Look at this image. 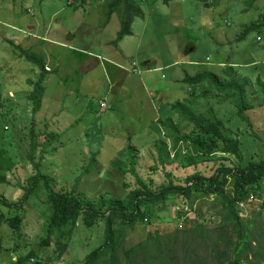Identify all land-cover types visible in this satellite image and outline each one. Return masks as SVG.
Here are the masks:
<instances>
[{
	"label": "rangeland",
	"instance_id": "374dc122",
	"mask_svg": "<svg viewBox=\"0 0 264 264\" xmlns=\"http://www.w3.org/2000/svg\"><path fill=\"white\" fill-rule=\"evenodd\" d=\"M110 1L0 0V84L3 97L8 99L0 109V144L21 140L27 145L26 128L33 123L40 132L61 134L46 151L42 170L54 178L57 191L64 190L65 184L72 189L81 175L79 190L94 200L105 196L127 199L140 187L133 167L158 190L171 179L175 184H185L186 177L195 172L212 175L219 158L231 166L238 165L234 155L216 152L206 156L190 141L180 139L175 129L166 128L163 123L167 121L177 124L182 134L192 128L173 108L176 103L185 108L195 104L204 112L213 108L232 135L242 141L244 155L263 158L264 37L259 38L257 32L243 37V31L264 17V0H255L249 9L245 0H220L209 9L196 0H172L168 4L164 0H138L142 16L132 22V34L121 39L123 8L109 16ZM32 53L42 56L49 70L44 72L46 91L36 112L24 96L34 89L33 82L42 71L34 58H28ZM147 62L153 63L148 66ZM202 72L248 80L247 97L254 107L245 111L246 119L236 118L233 97H223L208 80L199 85L189 83L187 77ZM100 100L107 105L105 109L100 108ZM186 154L206 160L185 167ZM7 160L8 155L0 156V176L6 175L7 180L0 182V196L12 201L19 184H28L34 170L29 163L12 171L13 164L8 170ZM11 162L15 163L13 159ZM41 186L24 203L25 230L16 232L23 235L20 241L11 238L15 231L9 223L2 224L3 245L8 243L0 248V264H13L20 252L32 248L51 264H82L88 252L101 245L104 226L86 228L80 221L72 236L66 238L71 240L68 248L61 250L54 241L41 246L50 215L47 194ZM260 192L259 197L239 205L245 218L257 217L258 209L263 208L255 226L262 236L254 239L251 235L253 246L264 239V187ZM166 205L165 211L155 207L151 222L127 228V246L148 238L155 241L157 234L163 243L176 241L178 264L186 258L219 264L212 254L218 234L212 230L222 219L214 216L220 208L219 198H197L192 209L182 197H171ZM202 220L205 227L201 230L206 236L195 237L187 231L197 228ZM222 232L232 235L236 242L235 232ZM226 239L217 247L224 248ZM181 243L188 244L185 250ZM17 244L29 247L14 250Z\"/></svg>",
	"mask_w": 264,
	"mask_h": 264
},
{
	"label": "trees",
	"instance_id": "16d2710c",
	"mask_svg": "<svg viewBox=\"0 0 264 264\" xmlns=\"http://www.w3.org/2000/svg\"><path fill=\"white\" fill-rule=\"evenodd\" d=\"M171 1L164 0V3L168 4ZM196 1L200 2L204 8L209 9L220 0ZM254 1L245 0L247 9L252 7ZM137 2L138 0L110 1L109 16L115 12L118 13L119 9L123 8L121 13L122 30L119 32V39L125 35L132 34V22L136 17L142 16V8ZM250 32H257L259 38L264 37V17L259 22H251L246 25L243 37H246ZM28 58H34L42 68L40 78L33 82L34 89L30 92H24L25 98L32 103V111L36 112L37 109L41 108L42 99L46 91L44 72L49 70L42 56L32 53V55L28 54ZM187 80L193 85H199L208 80L211 87L215 91L220 92L223 97H233V103L237 107L236 118L246 119L245 111L254 107L247 97L246 89L249 83L247 79H240L237 76H231V79H227L214 73L202 72L187 77ZM195 91L193 90L190 95H193ZM7 100L2 95L0 84V109L4 107ZM102 102V100L99 101V106L101 109H105L107 105L102 106ZM173 108L177 110L183 119L190 122L192 128L187 133L182 134L176 127L177 124H174L173 121L164 122L163 124L166 128L175 129L180 139L190 141L199 148V152L206 156L216 152L234 155L238 159V165L231 166L227 162L224 163L225 160L219 158L215 160L218 167L212 175L206 176L201 172H195L186 177L185 184H175L173 179H171L169 183H163L158 190L154 189L151 184H147L135 172V167H133L132 170L140 187L130 192L127 199L105 196L101 197L100 200H94L85 192L79 190L78 185L80 184L81 175L73 182L72 189L69 190L70 185L65 184L63 186L65 187L64 190H55L54 185L56 182L54 184V178L43 172L42 161L45 158L46 151L54 145L61 134L55 135L54 133L56 132L54 131L40 132L33 123L26 128L28 129V133L25 135L28 139L27 145H23L21 140L18 143L4 140L0 144L2 145L0 156L8 155L10 160H7L8 164H10V167H7L8 170L12 168L13 164L15 167L12 171L16 170L18 165L25 166L28 163L32 165L34 170V173L28 178V184H19L20 187L15 199L10 201L4 196H0V248L8 243L3 245L1 227L4 222L9 223L10 227L15 231L13 232L15 237L11 236L12 239L20 241L23 238V235L21 236L22 233L16 235V232L25 230L23 225L26 213L24 203L28 201L27 199L31 194H36L38 186L42 185L41 188L44 186V191L47 194L50 215L47 220V233L41 237V246L50 245L54 241V244L61 250L68 248L67 243L71 240L66 238L72 236L75 228L82 221L86 228L101 225L105 228L101 245L90 250L82 259V264H178L175 260L177 252L176 241L174 244L163 243L156 234L154 236L156 242L148 238V240L140 242L136 246H127V228L133 229L138 222H151V219L156 215L155 207L158 206L160 210L165 211L167 209L166 204L171 203V197H174V199L182 197L192 209L193 203L197 198L214 195L219 198L220 202V208L216 210L214 216L222 218L216 229L212 230L213 233L218 232L212 254L217 257L219 264H254L255 262L264 264V246H261L264 239L259 241L257 246H253L251 242L253 238L259 239L262 236L255 230V226L258 222L257 217L258 219L261 217L263 208L258 209L257 217L249 216L250 218L242 217L239 208V205L247 202L248 198L259 197L261 194L260 191L264 187V157L261 159L246 157L242 150V141L232 135V130L227 128L225 120L219 118L213 108H209L204 112L195 104H190L189 108H185L181 103L174 104ZM24 129H20L19 132L22 133ZM12 159L15 163L11 162ZM204 160L206 159L199 160L192 154H186L183 157L182 164L187 167L197 165ZM133 165H135V162H133ZM5 176H0V182H7ZM231 187L232 189L230 190ZM14 211H21L22 214L18 212L14 214ZM178 213L182 215L181 211ZM189 217L196 219L195 216ZM211 218L213 217H210V221ZM203 227H205V223L202 220L199 221L197 228L188 229L187 231L195 233V237L206 236L201 230ZM260 228H262V225ZM228 229L230 232L236 233V242L232 241V235L222 232ZM179 231L181 230H178L177 233ZM56 232H58V237L54 238ZM251 235L253 238L250 240ZM223 239H226L225 242L227 243L221 249L217 246ZM63 240H66V242H63ZM152 242H155V244L152 245ZM20 246L21 249H26L29 244H17L14 250H18L17 248ZM187 246V243H181L183 250ZM197 246L195 244V247ZM32 259L34 261H31ZM13 264L51 263L43 260L39 252L32 248L26 253L20 252ZM179 264H205V262L188 261L186 258L185 262Z\"/></svg>",
	"mask_w": 264,
	"mask_h": 264
},
{
	"label": "built area",
	"instance_id": "2783aa9c",
	"mask_svg": "<svg viewBox=\"0 0 264 264\" xmlns=\"http://www.w3.org/2000/svg\"><path fill=\"white\" fill-rule=\"evenodd\" d=\"M101 105H102V106H104V105H105V103H103V102H102V103H101ZM33 260H34V259H32V261H33Z\"/></svg>",
	"mask_w": 264,
	"mask_h": 264
},
{
	"label": "crops",
	"instance_id": "0c3cea01",
	"mask_svg": "<svg viewBox=\"0 0 264 264\" xmlns=\"http://www.w3.org/2000/svg\"><path fill=\"white\" fill-rule=\"evenodd\" d=\"M152 63H153V62H150V63L147 62V65L149 66V65H151Z\"/></svg>",
	"mask_w": 264,
	"mask_h": 264
},
{
	"label": "bare ground",
	"instance_id": "6f19581e",
	"mask_svg": "<svg viewBox=\"0 0 264 264\" xmlns=\"http://www.w3.org/2000/svg\"><path fill=\"white\" fill-rule=\"evenodd\" d=\"M34 261V260H33Z\"/></svg>",
	"mask_w": 264,
	"mask_h": 264
}]
</instances>
